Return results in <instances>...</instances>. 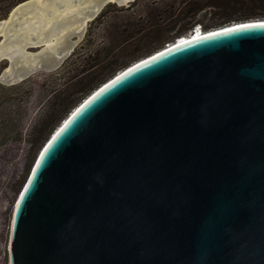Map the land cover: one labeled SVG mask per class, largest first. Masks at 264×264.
Wrapping results in <instances>:
<instances>
[{
  "label": "water",
  "instance_id": "water-1",
  "mask_svg": "<svg viewBox=\"0 0 264 264\" xmlns=\"http://www.w3.org/2000/svg\"><path fill=\"white\" fill-rule=\"evenodd\" d=\"M249 25L176 40L76 106L21 191L9 264H264V27L230 31Z\"/></svg>",
  "mask_w": 264,
  "mask_h": 264
},
{
  "label": "rangeland",
  "instance_id": "rangeland-1",
  "mask_svg": "<svg viewBox=\"0 0 264 264\" xmlns=\"http://www.w3.org/2000/svg\"><path fill=\"white\" fill-rule=\"evenodd\" d=\"M171 2L139 0L131 10H127L131 3L105 9L100 20L88 23L82 38L70 37L77 40L76 47L57 70L38 72L17 88L0 82V264H9L13 215L33 165L43 146L72 112L54 127L48 126L50 98L59 93L62 99L68 94L75 97V92L91 81L101 65L139 56L130 62L131 66L155 53L146 55L157 40L146 39L144 33L156 22L167 28L172 26L171 19L163 14ZM42 49L30 48L28 53L36 56ZM8 66V61H0L1 72Z\"/></svg>",
  "mask_w": 264,
  "mask_h": 264
},
{
  "label": "bare ground",
  "instance_id": "bare-ground-1",
  "mask_svg": "<svg viewBox=\"0 0 264 264\" xmlns=\"http://www.w3.org/2000/svg\"><path fill=\"white\" fill-rule=\"evenodd\" d=\"M108 1L122 5L129 0ZM100 3V0H31L17 7L8 19L0 21V61L10 63L0 75V82L13 84L35 69L36 73L51 72L46 68L53 63L61 64L72 51L77 40L70 37L82 38ZM200 34L204 33L195 36ZM36 47L43 49L31 56L28 49Z\"/></svg>",
  "mask_w": 264,
  "mask_h": 264
},
{
  "label": "trees",
  "instance_id": "trees-1",
  "mask_svg": "<svg viewBox=\"0 0 264 264\" xmlns=\"http://www.w3.org/2000/svg\"><path fill=\"white\" fill-rule=\"evenodd\" d=\"M24 1L26 0H0V21L6 18L17 4ZM138 1L132 2L127 10H131ZM114 6V4L109 5L105 9ZM104 13L105 11L96 20H100ZM163 14L171 19L172 26L167 28L166 25L156 22L154 27L144 33L146 39L153 38L157 40L146 55L157 52L178 39L188 38L193 35L196 27H200L205 33L232 23L264 19V0H172L171 5L166 11H163ZM138 57H132L130 60L121 63L112 61L110 65H101L96 75L91 77V81L75 92L77 95L75 97L73 94H68L62 99V93L53 95L48 105V113L51 115L48 126L54 127L95 89L114 77L120 70L129 67L130 62ZM24 82L12 87H20ZM40 139H42V136Z\"/></svg>",
  "mask_w": 264,
  "mask_h": 264
},
{
  "label": "snow or ice",
  "instance_id": "snow-or-ice-1",
  "mask_svg": "<svg viewBox=\"0 0 264 264\" xmlns=\"http://www.w3.org/2000/svg\"><path fill=\"white\" fill-rule=\"evenodd\" d=\"M250 27H264V25H249V26H242V28L240 29H233L230 31H241V30H245L246 28H250Z\"/></svg>",
  "mask_w": 264,
  "mask_h": 264
},
{
  "label": "built area",
  "instance_id": "built-area-1",
  "mask_svg": "<svg viewBox=\"0 0 264 264\" xmlns=\"http://www.w3.org/2000/svg\"><path fill=\"white\" fill-rule=\"evenodd\" d=\"M194 35H196L197 33H202V30L200 27H197L194 31H193ZM201 35V34H200Z\"/></svg>",
  "mask_w": 264,
  "mask_h": 264
},
{
  "label": "clouds",
  "instance_id": "clouds-1",
  "mask_svg": "<svg viewBox=\"0 0 264 264\" xmlns=\"http://www.w3.org/2000/svg\"><path fill=\"white\" fill-rule=\"evenodd\" d=\"M203 32V31H202ZM194 34V33H193ZM193 37H195V35L193 36Z\"/></svg>",
  "mask_w": 264,
  "mask_h": 264
}]
</instances>
